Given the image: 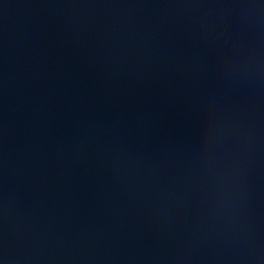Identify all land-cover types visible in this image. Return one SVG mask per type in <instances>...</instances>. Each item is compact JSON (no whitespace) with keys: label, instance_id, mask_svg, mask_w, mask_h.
<instances>
[{"label":"water","instance_id":"obj_1","mask_svg":"<svg viewBox=\"0 0 264 264\" xmlns=\"http://www.w3.org/2000/svg\"><path fill=\"white\" fill-rule=\"evenodd\" d=\"M0 264H264V0H0Z\"/></svg>","mask_w":264,"mask_h":264}]
</instances>
